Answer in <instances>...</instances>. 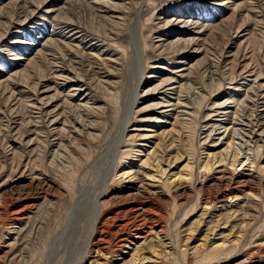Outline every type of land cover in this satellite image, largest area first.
Returning <instances> with one entry per match:
<instances>
[{
	"label": "rangeland",
	"instance_id": "1",
	"mask_svg": "<svg viewBox=\"0 0 264 264\" xmlns=\"http://www.w3.org/2000/svg\"><path fill=\"white\" fill-rule=\"evenodd\" d=\"M263 96L264 0H0V264H264Z\"/></svg>",
	"mask_w": 264,
	"mask_h": 264
},
{
	"label": "bare ground",
	"instance_id": "2",
	"mask_svg": "<svg viewBox=\"0 0 264 264\" xmlns=\"http://www.w3.org/2000/svg\"><path fill=\"white\" fill-rule=\"evenodd\" d=\"M34 4V3H33ZM89 4V3H88ZM91 4V3H90ZM39 7V6H38ZM95 8V7H94ZM97 9V8H96ZM98 13V12H97ZM188 20H190V19H188ZM191 21V20H190ZM178 22V21H177ZM179 23H181V25H183V23H187V21H183V20H180L179 21ZM189 23V22H188ZM188 25V24H187ZM192 25V24H191ZM185 27V26H184ZM193 27V26H192ZM72 30V29H71ZM77 33V32H76ZM185 33V32H184ZM80 34V33H79ZM74 35V34H73ZM71 36V35H70ZM196 36H198V35H196ZM77 38V37H76ZM191 38V37H190ZM75 39V38H74ZM178 39V38H177ZM186 40H188V39H186ZM159 41V40H158ZM189 41H191V40H189ZM186 42V41H185ZM13 43H15V40H13L12 42H11V47H13L12 45H14ZM175 43V42H174ZM190 43V42H189ZM191 43H193L192 41H191ZM188 44V43H187ZM91 45V44H90ZM108 45H110V44H108ZM175 45V44H174ZM192 45V44H191ZM190 46V45H189ZM159 48V47H158ZM77 49V48H76ZM110 49V48H109ZM116 50H118V49H116ZM107 51V50H106ZM119 51V50H118ZM123 51V50H122ZM78 52V51H77ZM41 53V52H40ZM96 53H97V51H96ZM114 53H115V50H114ZM98 54H99V52H98ZM100 57L99 58H101L102 56H105L104 54H103V52L99 55ZM111 57V56H110ZM105 59V58H104ZM139 59V58H138ZM113 60V59H112ZM117 60V59H116ZM142 61V60H141ZM117 62V61H116ZM59 63V62H58ZM181 62H179L178 64H180ZM140 65V64H139ZM177 65V64H176ZM155 66V65H154ZM27 67V66H26ZM144 67V66H143ZM151 68V67H150ZM188 68H189V66H187L186 68L185 67H179V66H177V67H175L174 68V70H176V71H173V72H171L173 75H175V77H177V78H183V77H185V76H187V70H188ZM248 68V67H247ZM157 69H159L160 71H162L163 69H161V68H157ZM60 73H62L63 75L64 74H66V73H64L63 72V70H61V69H59L58 70ZM97 71V70H96ZM55 72H57V71H55ZM69 72V71H68ZM18 73V72H17ZM144 73L145 72H143V69L141 68V66H139V83H138V86L139 85H142V80L144 79V78H146V76L144 75ZM155 74H158L157 73V71L156 72H154ZM57 75V74H56ZM67 75V74H66ZM65 75V76H66ZM54 76V75H53ZM72 77V76H71ZM62 78V77H61ZM63 78H66V81H68L67 80V77H63ZM70 78V77H69ZM148 78H151L150 79V83L149 84H147L146 86H149L146 90H145V93H146V96L147 95H154L155 93H157V95H162V94H164L165 95V93H166V86L171 82V80H173V78L174 77H170V78H161L160 79V77L159 76H156V75H151L150 77H148ZM56 80V79H55ZM72 80H73V78H72ZM92 80V79H91ZM54 81V80H53ZM79 81V80H78ZM174 81V80H173ZM59 82V81H58ZM65 82V81H64ZM73 82H74V80H73ZM80 82V81H79ZM54 83V82H53ZM57 83V82H56ZM75 83H77V82H75ZM55 84V83H54ZM62 84V83H61ZM64 84V83H63ZM170 85V84H169ZM263 85V84H262ZM54 86H56V85H54ZM58 86V85H57ZM168 88V87H167ZM69 90H67L66 92V96H71L72 94H70L71 92H74V94L75 93H78L79 91H82V90H79V88H77L75 85H72V87H70V88H68ZM81 89H82V87H81ZM169 90V89H168ZM36 91H38V90H36ZM71 91V92H70ZM51 92H53L52 93V95H49V93H51ZM68 92H70V93H68ZM87 92V91H86ZM88 93V92H87ZM40 94H41V100L42 101H45V102H42V107L43 108H40V109H42L41 111H43V110H46V107H50L51 105H52V102L50 101V99H52V98H54V97H56L57 96V94H59L58 92H56V90L55 91H52V89L51 88H49V87H42V89H41V92H40ZM87 95V94H86ZM263 95V94H262ZM60 96V95H59ZM84 96V95H83ZM115 96V95H114ZM135 96H136V93H135ZM135 96H134V102H135V100H136V98H135ZM72 97V96H71ZM74 97V96H73ZM82 97V96H81ZM86 97V96H85ZM156 96H152V98H154V99H157V98H155ZM165 97V96H164ZM264 97V96H263ZM65 98V97H64ZM70 98V97H69ZM262 98V97H261ZM25 99V98H24ZM62 99V98H61ZM67 99V98H66ZM81 99V98H80ZM85 99V98H84ZM37 100V99H36ZM62 100H64V99H62ZM160 100V99H159ZM162 100H163V98H162ZM162 100H161V103H157L156 104V108H160V107H162V103L164 102H162ZM53 101H54V99H53ZM86 103H87V101H86ZM167 103V102H166ZM260 103H261V101H260ZM28 104V103H27ZM168 104V103H167ZM40 105H41V102H40ZM55 105H56V103H55ZM155 105V104H154ZM163 105H164V103H163ZM58 106V105H57ZM57 106H55L53 109H55L54 111H52L51 113H53V112H55L57 109H58V107ZM83 107V105H82V103H79L76 107ZM153 106V105H152ZM52 107V106H51ZM261 108V107H260ZM39 109V108H38ZM262 109V108H261ZM49 110V109H48ZM260 111V110H259ZM264 111V110H263ZM45 112V111H44ZM48 112V111H47ZM57 112V111H56ZM164 113V112H163ZM35 114V113H34ZM40 114V113H39ZM53 114H55V113H53ZM52 114V115H53ZM58 114H59V112H58ZM219 114V113H218ZM62 115V114H61ZM35 116V115H34ZM216 117H217V115H215ZM214 116V117H215ZM58 117H59V115L55 118V119H53V120H51V121H49L52 125H55L54 123H57L58 121H57V119H58ZM207 117V116H206ZM209 117V116H208ZM211 118V117H210ZM48 122V123H49ZM255 124V123H254ZM52 125H50V126H52ZM43 126V125H42ZM247 126V125H246ZM53 127V126H52ZM59 127V126H58ZM66 129V128H65ZM256 130V129H255ZM53 131H54V129H53ZM126 132V131H125ZM37 137V136H36ZM249 143V142H248ZM138 173V172H137ZM38 184V183H37ZM143 184V183H142ZM138 186V185H137ZM140 186V185H139ZM139 193V192H138ZM1 202V201H0ZM145 205L146 204H144L143 202L141 203H139V204H137V205H134L133 207H130V209L128 210V212H131L133 215H134V223L135 224H133L132 226H133V230L132 231H134V234H133V238H136V239H141V236L140 235H142L143 233H145L146 232V230H144L143 229V227L141 228V224L145 221V219L143 218V213H145ZM24 207V206H23ZM22 207V208H23ZM28 208H29V206H28ZM34 208V207H33ZM26 210V209H25ZM24 209H23V211H25ZM28 210V209H27ZM149 210H150V207H149ZM148 210V211H149ZM23 211H22V213H23ZM147 211V212H148ZM151 211V210H150ZM20 212V210L19 211H17V212H14L13 211V213L11 214V216L12 215H14V217H15V219H18V221H19V219L20 218H22L21 217V212ZM150 214V213H149ZM145 215V214H144ZM27 216V215H26ZM118 215H115V216H113V217H110V218H107V219H105L104 220V223H102L100 220H99V215L95 212L94 213V215H93V218H92V229H91V231H90V233H89V236H88V240H87V242H86V244H85V246H84V250L86 251V252H90V251H92L93 249H95L97 252H102V253H105V254H108V255H112V253L114 252L112 249H111V247L112 246H110L111 245V241H112V239L113 238H111L112 236L113 237H115L116 236V234L118 233V232H120V230L118 231V230H114V229H112L111 227L113 226V224H114V222H115V220L116 219H118V217H117ZM29 217V216H28ZM24 218V217H23ZM26 218V217H25ZM101 218V217H100ZM149 218V217H148ZM13 219V218H12ZM29 219V218H28ZM27 220V219H26ZM137 220V221H136ZM13 221V220H12ZM22 221V220H21ZM117 221V220H116ZM20 222V221H19ZM146 222V221H145ZM262 222H264V221H262ZM26 223H28V222H26ZM261 223V222H260ZM16 224V223H15ZM110 224L112 225V226H110ZM122 224V222L120 223V224H118L117 226H113L114 228H118L119 226H122L121 225ZM262 224V223H261ZM260 224V225H261ZM20 225V224H19ZM254 226H256V224L254 225ZM253 226V227H254ZM11 227H13V226H11ZM264 227V226H263ZM262 227V228H263ZM14 229L16 228V226L15 227H13ZM20 228V227H19ZM123 228V227H122ZM150 227H148V228H146V229H149ZM255 228V227H254ZM254 228H253V231L252 232H254ZM11 229V228H10ZM257 229V228H256ZM261 229V228H260ZM22 230H24V229H22ZM19 229L16 231L18 234H19ZM111 231H114L113 233H111ZM130 231V230H129ZM261 231V230H260ZM263 231H264V228H263ZM15 232V233H16ZM131 232V231H130ZM262 232V231H261ZM123 233H126V232H123ZM148 233V232H147ZM147 233H145V234H147ZM257 233V232H256ZM130 234V233H129ZM252 234H254V233H252ZM149 235V234H148ZM18 236V235H17ZM125 238H123V239H121L119 242H118V245L116 246L119 250L118 251H121L122 250V247H125L124 246V244H126V243H129L130 242V240L132 239V237L131 236H124ZM144 237V236H143ZM146 237V236H145ZM93 238H95V240L93 239ZM116 238H117V236H116ZM13 239H15V238H13ZM16 240H17V238H16ZM10 241V240H9ZM103 241H105L106 243V245L104 246V247H102V245H101V243H99V242H103ZM7 242V241H6ZM15 242V241H14ZM252 242V241H251ZM254 242V241H253ZM17 243V242H16ZM15 244V243H14ZM14 244H12V243H6V247L8 248V251H10V249H12V247L14 246ZM251 244V243H250ZM262 244V243H261ZM4 245V244H3ZM5 246V245H4ZM258 247V245H255V246H253L252 245V247ZM262 246V245H261ZM17 247V246H16ZM250 247V246H249ZM5 248V247H4ZM15 248V247H14ZM116 248V249H117ZM219 248H221V247H219ZM264 248V247H263ZM250 249H251V247H250ZM14 250V249H13ZM213 250V249H212ZM217 250V249H216ZM219 250V249H218ZM94 251V250H93ZM117 251V250H116ZM236 251V250H235ZM250 251V250H249ZM254 251V250H253ZM256 252L257 253H263L264 252V249L261 251V247H259L258 249H256ZM253 253V252H252ZM251 253V254H252ZM255 253V252H254ZM90 254V253H89ZM249 254V253H248ZM260 254H258V256L260 255ZM211 254L209 253V254H206L204 257H208V256H210ZM214 255V254H213ZM261 255H263V254H261ZM15 255H13V257H14ZM202 256V255H201ZM225 256H228V255H225ZM252 256V255H251ZM251 256L250 257H248V259L249 258H251ZM257 256V257H258ZM215 257V256H214ZM253 257V256H252ZM261 258V257H260ZM229 259V258H228ZM263 260V259H262ZM200 261H201V259H200ZM249 263V262H248ZM124 264H126V263H124ZM143 264H148V263H143Z\"/></svg>",
	"mask_w": 264,
	"mask_h": 264
}]
</instances>
